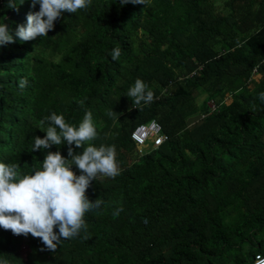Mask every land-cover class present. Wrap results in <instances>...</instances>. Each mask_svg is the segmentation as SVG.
Returning a JSON list of instances; mask_svg holds the SVG:
<instances>
[{
  "label": "trees",
  "instance_id": "16d2710c",
  "mask_svg": "<svg viewBox=\"0 0 264 264\" xmlns=\"http://www.w3.org/2000/svg\"><path fill=\"white\" fill-rule=\"evenodd\" d=\"M14 3L0 0L15 41L0 46V163L30 175L49 151L69 159L66 142L31 151L33 137L46 135L40 121L54 112L78 127L91 112L97 137L83 148L115 145L120 174L90 182L86 197L103 204L85 213L86 230L55 251L0 228V264H248L264 257V0H91L27 42L15 30L39 4ZM22 78L28 84L20 89ZM136 79L154 93L152 103L132 105L126 93ZM151 119L164 140L139 149L129 134Z\"/></svg>",
  "mask_w": 264,
  "mask_h": 264
},
{
  "label": "clouds",
  "instance_id": "9594fccd",
  "mask_svg": "<svg viewBox=\"0 0 264 264\" xmlns=\"http://www.w3.org/2000/svg\"><path fill=\"white\" fill-rule=\"evenodd\" d=\"M119 2L121 6L128 3L146 6L147 0ZM37 3L39 11L27 13L26 24L16 27L15 37L21 42L48 36L47 33L54 28V22L63 13L72 14L79 9H87L91 0H32L33 7ZM6 6L15 8L16 3L14 0H7ZM6 19L7 17H0V46L15 42L8 24L4 22ZM121 52L119 47L112 49L109 53L112 61L118 60ZM27 84L28 81L22 78L19 88L23 89ZM146 89L147 85L136 79L134 86L126 93L127 97L132 98V105L140 106L142 102L150 104L154 101V93ZM258 98L264 103V92H261ZM208 105L212 106L210 102ZM108 114L112 116L116 113L110 110ZM150 122L159 127V124L151 119L134 126L129 134L131 141L139 149L147 140L152 141L155 146L164 140L160 127L156 135L147 136L141 141L136 139L135 128ZM40 125H46L43 131L46 135L43 138L33 137L31 151L49 149L53 145L59 147L66 142L69 146V159L62 157L59 151H49L41 162V169L34 170L30 175H22L18 164L0 163V228L10 230L17 236L27 237L31 234L32 237L39 238L47 250L55 251L62 240L79 235L82 229L86 230L85 213L97 210L103 204L98 198L90 201L86 197L90 182L97 174L114 178L120 172L116 162L115 145H101L97 148L89 144L83 148L85 141H92L97 137L91 112L85 113L78 127L69 125L63 115L54 112L41 119ZM156 137H160L161 141L156 143ZM72 145L83 148L82 152L73 154ZM69 160L71 164L68 163ZM72 165L80 171L79 175L71 170ZM121 211L123 209L118 208L114 215L118 216ZM144 222L147 223V220ZM54 228H58V232H55ZM257 259L264 264V257L260 254H255L248 264H253Z\"/></svg>",
  "mask_w": 264,
  "mask_h": 264
},
{
  "label": "built area",
  "instance_id": "2783aa9c",
  "mask_svg": "<svg viewBox=\"0 0 264 264\" xmlns=\"http://www.w3.org/2000/svg\"><path fill=\"white\" fill-rule=\"evenodd\" d=\"M159 131V127L156 123L150 122L147 125H139L135 128V137L137 140L141 141L144 140L147 136H153L156 135ZM161 141L160 137L155 138V142ZM262 261L257 259L254 261L253 264H261Z\"/></svg>",
  "mask_w": 264,
  "mask_h": 264
},
{
  "label": "rangeland",
  "instance_id": "374dc122",
  "mask_svg": "<svg viewBox=\"0 0 264 264\" xmlns=\"http://www.w3.org/2000/svg\"><path fill=\"white\" fill-rule=\"evenodd\" d=\"M193 121V120H192Z\"/></svg>",
  "mask_w": 264,
  "mask_h": 264
}]
</instances>
